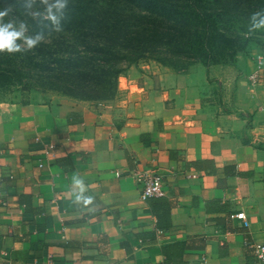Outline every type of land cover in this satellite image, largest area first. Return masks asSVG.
<instances>
[{
    "label": "crops",
    "instance_id": "crops-1",
    "mask_svg": "<svg viewBox=\"0 0 264 264\" xmlns=\"http://www.w3.org/2000/svg\"><path fill=\"white\" fill-rule=\"evenodd\" d=\"M239 57L139 61L105 102H0V264H259L264 81ZM135 168L165 173L164 197L141 200Z\"/></svg>",
    "mask_w": 264,
    "mask_h": 264
},
{
    "label": "trees",
    "instance_id": "trees-1",
    "mask_svg": "<svg viewBox=\"0 0 264 264\" xmlns=\"http://www.w3.org/2000/svg\"><path fill=\"white\" fill-rule=\"evenodd\" d=\"M62 11L60 26L79 47L69 85L83 101L111 100L119 76L139 61L186 73L195 64L233 62L247 43L229 32L234 16L223 0H68Z\"/></svg>",
    "mask_w": 264,
    "mask_h": 264
},
{
    "label": "rangeland",
    "instance_id": "rangeland-1",
    "mask_svg": "<svg viewBox=\"0 0 264 264\" xmlns=\"http://www.w3.org/2000/svg\"><path fill=\"white\" fill-rule=\"evenodd\" d=\"M223 1L234 16L227 26L229 32L247 40L245 49L236 56L244 60L260 57L251 59L253 69L258 64L264 67V28L250 31V16L257 11L264 12V0L261 6L258 5L259 0ZM51 2L48 0V3ZM3 9H8L5 20H24L28 25L26 35L39 31L45 39L31 50L0 54V102L79 100L75 99L79 95L76 96V91L69 85L71 78L67 73L70 60L79 50L69 29L60 26V30L56 31L50 21L47 26L39 22V18H46L43 0H0V10ZM64 13L66 11L57 12L60 20ZM15 26L18 28V24ZM17 43L22 41L17 40ZM12 81L14 83L11 84Z\"/></svg>",
    "mask_w": 264,
    "mask_h": 264
},
{
    "label": "clouds",
    "instance_id": "clouds-1",
    "mask_svg": "<svg viewBox=\"0 0 264 264\" xmlns=\"http://www.w3.org/2000/svg\"><path fill=\"white\" fill-rule=\"evenodd\" d=\"M43 3L45 4L46 19L51 22L56 31H59L61 17L57 15V12H61L67 7L68 0H52L51 3H48V0H43ZM53 9L56 11H53ZM37 15H39V12H37ZM6 16H8V9L0 10V54L28 51L45 39L44 35L39 31L32 35H26L25 33L28 29L26 21L5 20L4 17ZM250 20L252 21L250 31L264 28V12L257 11L252 13ZM17 24L18 28L15 26ZM17 40H21L22 43H17ZM73 183L79 189L76 200H82L85 204L90 203L92 197L83 195L85 191L83 180L75 177Z\"/></svg>",
    "mask_w": 264,
    "mask_h": 264
},
{
    "label": "built area",
    "instance_id": "built-area-1",
    "mask_svg": "<svg viewBox=\"0 0 264 264\" xmlns=\"http://www.w3.org/2000/svg\"><path fill=\"white\" fill-rule=\"evenodd\" d=\"M253 60L260 59V57L252 58ZM264 67L258 64L248 75V80L252 86L261 85L264 81ZM131 176L134 179L137 188L139 190L140 199L143 201L162 198L165 195L164 191V180L165 173L155 171L149 168H135L131 172ZM187 177L196 178V174H189ZM237 219L243 220L245 225L244 213L235 214ZM247 247L252 251L255 260L259 264H264V243L249 242ZM205 260L203 259V262Z\"/></svg>",
    "mask_w": 264,
    "mask_h": 264
}]
</instances>
